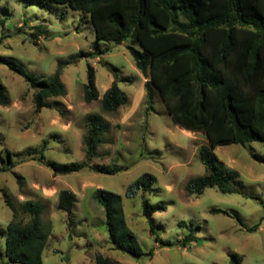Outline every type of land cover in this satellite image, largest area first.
<instances>
[{"label": "rangeland", "instance_id": "obj_1", "mask_svg": "<svg viewBox=\"0 0 264 264\" xmlns=\"http://www.w3.org/2000/svg\"><path fill=\"white\" fill-rule=\"evenodd\" d=\"M38 29L52 36L38 37ZM0 39V83L11 100L6 107L0 105V264L7 262L5 235L15 219L6 196L18 209L29 201L45 206L42 222L50 228V238L43 264H96L100 255L122 264H264V204L256 199L264 201V142L214 150L226 168L239 174L240 193L225 194L209 187L201 195L189 196L187 183L206 173L199 149L208 140L202 133L175 125L158 92L154 109L149 110L144 88L147 79L135 65L127 48L129 42L98 41L88 14L68 5L41 7L29 0H0ZM84 53L88 57L81 55ZM2 59H13L37 79L52 76L62 65L67 95L48 99V107L38 112L35 90ZM88 64L95 68L99 93V99L92 103L84 99ZM116 75L135 81L118 82L129 103L108 113L101 100ZM91 115L101 116L109 127L98 156L90 164L118 166L122 171L106 175L86 169L55 175L45 161L87 159L84 138ZM145 173L155 177L147 198L152 204L165 206L152 217L159 241L150 233L142 195L126 197L128 186ZM98 188L122 196L128 225L144 252L140 258L109 242L105 212L93 194ZM64 189L76 196L71 227L58 208ZM214 208L238 212L243 223L212 213ZM17 218L29 220L21 212ZM191 234L197 240L184 247L183 241Z\"/></svg>", "mask_w": 264, "mask_h": 264}, {"label": "trees", "instance_id": "obj_2", "mask_svg": "<svg viewBox=\"0 0 264 264\" xmlns=\"http://www.w3.org/2000/svg\"><path fill=\"white\" fill-rule=\"evenodd\" d=\"M29 1L41 7L68 5L89 15L98 41L129 42L127 48L135 65L147 79L144 88L149 110L154 109L155 92H158L175 125L202 133L208 140V144L199 149L206 173L187 183V194L201 195L209 187H216L225 194L240 193L237 188L239 174L226 168L214 150L221 146L264 142V0ZM36 35L52 36L41 29ZM33 42L38 44V39ZM81 55L88 57L85 53ZM2 62L25 77L35 90L33 100L38 112L48 107V99L67 95L62 65L52 76L37 79L13 59H2ZM87 71L84 99L92 103L99 99L96 71L90 64ZM120 81L133 83L135 78L115 76L101 100L105 112L114 113L129 103L128 95L118 86ZM10 102L6 88L0 83V105L6 107ZM87 120L89 132L84 138L87 159L71 163L45 161L55 175H69L86 169L106 175L122 171L123 168L118 166L90 164L98 156L109 126L99 115H91ZM8 155L12 162L11 152ZM7 167L5 165L3 170ZM154 182V175L143 174L128 186L126 197L142 195L143 213L149 220L150 233L159 241L152 217L165 206L152 204L147 198ZM93 194L104 209L109 242L137 259L143 256L138 238L128 225L122 196L100 188ZM75 199L74 192L64 189L58 200V208L66 214L70 227L74 223ZM256 199L264 204L261 198ZM6 204L15 215L5 235L6 264H43L50 238V228L42 222L45 206L29 201L18 209L8 196ZM20 212L28 215L29 220L18 219ZM211 212L234 217L243 223L238 212L216 208ZM196 240L191 234L182 244L186 247L188 241L194 243ZM234 257L242 260L240 256ZM96 264L122 263L100 255Z\"/></svg>", "mask_w": 264, "mask_h": 264}]
</instances>
